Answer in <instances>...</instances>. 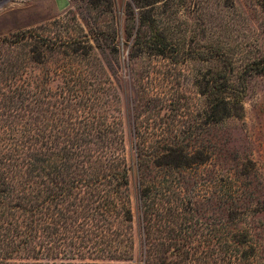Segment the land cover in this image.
<instances>
[{
	"label": "rangeland",
	"instance_id": "obj_1",
	"mask_svg": "<svg viewBox=\"0 0 264 264\" xmlns=\"http://www.w3.org/2000/svg\"><path fill=\"white\" fill-rule=\"evenodd\" d=\"M25 32L28 43L33 32L49 44H97L80 60L65 46L48 50L26 71L40 77L57 69L88 71L94 81L82 85L83 93L109 103L120 122L136 264L146 247L141 180L166 216L177 197L199 212L208 235L215 217L232 214L264 252V0H0V39ZM20 47L31 58L28 46ZM47 84L56 89L64 82L53 76ZM218 93L231 101L230 116L215 115ZM138 140L150 144L143 177ZM171 141L191 155L190 166L155 165Z\"/></svg>",
	"mask_w": 264,
	"mask_h": 264
},
{
	"label": "trees",
	"instance_id": "obj_2",
	"mask_svg": "<svg viewBox=\"0 0 264 264\" xmlns=\"http://www.w3.org/2000/svg\"><path fill=\"white\" fill-rule=\"evenodd\" d=\"M26 33L0 39V264H136L130 166L120 122L109 103L83 93L82 85L94 81L88 71L57 69L42 77L26 71L30 61L42 63L48 50L65 46L80 60L91 57L97 44L86 39L49 44L33 32L28 43ZM20 45L28 46L31 58ZM53 76L64 84L50 88ZM217 96L215 115L230 116L231 101ZM138 147L143 177L150 144L138 140ZM190 157L171 141L154 163L178 169L190 166ZM152 192L141 180L142 264H264L262 248L232 214L215 217L207 235L192 206L176 197L166 216Z\"/></svg>",
	"mask_w": 264,
	"mask_h": 264
}]
</instances>
